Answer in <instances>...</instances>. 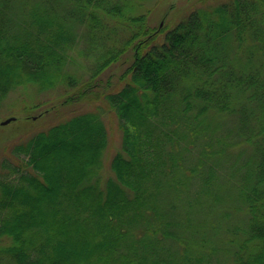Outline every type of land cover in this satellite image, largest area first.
I'll return each instance as SVG.
<instances>
[{"label":"trees","instance_id":"obj_1","mask_svg":"<svg viewBox=\"0 0 264 264\" xmlns=\"http://www.w3.org/2000/svg\"><path fill=\"white\" fill-rule=\"evenodd\" d=\"M213 1L152 26L146 0H0V102L63 89L9 122L69 111L0 156V264H264V0Z\"/></svg>","mask_w":264,"mask_h":264},{"label":"rangeland","instance_id":"obj_2","mask_svg":"<svg viewBox=\"0 0 264 264\" xmlns=\"http://www.w3.org/2000/svg\"><path fill=\"white\" fill-rule=\"evenodd\" d=\"M212 2L214 1L206 0L205 3ZM205 3L201 0H146L145 2L146 6L149 8L148 20L152 26H155L158 23L163 24L165 20L172 24L174 21L180 20L182 16L191 10V8L203 5ZM165 11H167L168 14L164 20L163 13ZM76 50H79V48ZM74 55L76 56L75 52ZM131 55L132 51H128L126 54L122 55V57L117 62L111 64L110 67L105 69L100 74L99 78L106 82V80L110 77L111 87L120 86L121 80L119 79V76L129 65L131 61ZM76 58H78L82 68L87 65H91L88 63L89 60L86 57ZM81 71L83 70L81 69ZM86 73H84V76H87ZM62 93V88H54L39 92L31 84L17 87L15 90L8 93V95L0 102V122L8 117H14L13 114H18L21 117L28 116L30 118H35L39 111L44 108L45 102H57L59 98L56 97ZM98 103L99 102L97 101L86 102L84 104H76L73 107H76L75 109L77 111H83L94 108V106ZM65 110L66 109H64V111L59 115H55L54 113L48 115L45 113L43 116L38 117L37 120L33 119L34 121H31V123L27 124L30 126L25 130H16V125L11 124V122L7 123V126L2 128L0 127V156L6 150L7 144L9 142L18 139L22 140V137H24L32 129L46 127L49 124H53L54 122L61 120L66 116V114L69 113V111H67L66 114H64ZM102 119L105 122L108 133L107 148L104 151L102 157V174L105 176L110 174L108 169L110 157L115 151L119 149L120 134L117 128V121H115V116L112 113L105 112L102 115Z\"/></svg>","mask_w":264,"mask_h":264},{"label":"water","instance_id":"obj_3","mask_svg":"<svg viewBox=\"0 0 264 264\" xmlns=\"http://www.w3.org/2000/svg\"><path fill=\"white\" fill-rule=\"evenodd\" d=\"M14 117H8V118H6V119H4V120H2L0 123L1 124H6L7 122H9L11 119H13Z\"/></svg>","mask_w":264,"mask_h":264}]
</instances>
